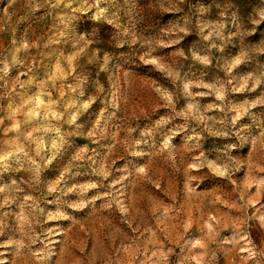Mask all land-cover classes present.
Listing matches in <instances>:
<instances>
[{"label": "rangeland", "instance_id": "1", "mask_svg": "<svg viewBox=\"0 0 264 264\" xmlns=\"http://www.w3.org/2000/svg\"><path fill=\"white\" fill-rule=\"evenodd\" d=\"M116 3L119 24L129 28V35L122 36L115 23L89 19L105 14L103 4L81 12L79 3L70 0L58 6L56 0H0V61L9 64L6 76L0 72V152H12L20 144L27 152L17 151L10 168L0 172V220L6 225L0 259L5 264H33L29 254L17 257L15 245L7 243L24 239L28 244L20 226L27 232L32 221L37 235L58 230L50 245L56 264H91L93 257L102 264L101 251L108 264H140L157 249L169 253V264H177L183 255L180 245L198 234L196 221L205 214L247 227L256 243L264 239L258 221L244 225L238 208L245 190L248 215L264 205V188L258 190L256 183L264 177V148L260 143L251 147V138L264 129V20L252 23L264 13V0ZM65 14L70 17L67 28L59 23ZM129 54L135 63L124 59ZM142 56L150 62L145 64ZM13 58L23 63L12 64ZM90 99L87 111L73 112L75 125L61 120L56 131L58 115ZM33 113L36 121L44 114L43 130L32 134L37 138L74 133L64 137L50 164L42 165L35 156V144L29 148L24 138L16 140L13 125L20 122L23 130V121ZM245 125L242 134L249 139L243 149L235 135H215ZM226 144H237L231 154L244 161V170L231 180L213 177L207 168L185 172V164L201 151L207 154ZM169 150L175 166L166 158ZM249 164L255 179L248 175ZM138 168L143 171L137 173ZM105 171L110 173L106 179ZM89 183L97 187L84 198L94 203L82 210L67 208V202H80L78 186ZM113 197L127 213L118 210ZM58 213L69 219L57 218ZM231 231L229 226L221 236ZM129 245L132 251L120 250ZM30 247L35 251L43 245ZM245 254H222L219 264H240Z\"/></svg>", "mask_w": 264, "mask_h": 264}, {"label": "clouds", "instance_id": "2", "mask_svg": "<svg viewBox=\"0 0 264 264\" xmlns=\"http://www.w3.org/2000/svg\"><path fill=\"white\" fill-rule=\"evenodd\" d=\"M12 3L15 2V0H11ZM33 0H29V3H32ZM50 2V0H49ZM62 0H56V6H58ZM70 2H78L79 7L76 9L77 11L81 12H88L91 9H98L100 8V5H105L104 12L105 14L103 16H100L98 14H94L92 17H89L91 20H106L109 23H115L117 28L120 29V33L122 36L129 35V28L122 27L119 24L120 17L117 14L119 11L118 5L116 3V0H70ZM128 0H125V3H127ZM110 8H116L117 11L115 12H109L108 9ZM127 14V13H126ZM66 19H70L68 14H65L64 17H61L59 20V23L64 25L65 28L68 27V24L66 23ZM264 20V13L260 15L259 19H253L252 23L259 25L260 22ZM130 27L132 29V32H135V26L134 24H130ZM73 32L78 31V25L74 26L72 29ZM61 35H64V33H61ZM80 39H84L83 36L80 37ZM135 42V39L133 38V41ZM87 43V41H85ZM124 59L129 63H135L134 58L132 55H127L124 57ZM142 61H144L145 64L149 63L150 61L142 56L140 58ZM0 63H4V67L0 68V72H2L5 76L9 72V64L5 63L4 61H0ZM12 64L16 63H23V61H17L15 58L11 61ZM207 63V61H205ZM0 79H3V77H0ZM89 77L86 75L84 76L85 83H88ZM102 91L103 89H99ZM159 91V89L157 90ZM81 96L84 95V92L82 91L80 93ZM27 103H31L30 101ZM52 103H56L55 101H52ZM92 100H87L83 102L80 105H70L68 109L65 111V114L63 117L57 116V128L56 131H59V128L61 126V120H63V123H67L68 125L72 126L76 124L77 117L73 116V112H79L80 114H83V112L87 111V109L91 106ZM63 106V105H62ZM251 107V105H249ZM11 107V106H10ZM18 111V109H17ZM112 116H115V113L111 114ZM240 117L237 116L236 119H239ZM44 114H40V120H35V114L29 115L28 119L23 121V125L25 126L23 130H21V123L16 122L13 125V130L16 131V140L19 141L21 138H24V140L27 143V146L29 148L32 147V145H36L35 147V156L39 157L42 165L50 164L58 154L59 150L62 148L63 144L66 142L64 137L73 135L72 132H64L62 135L57 136L55 139H48L45 141L42 137L37 138L34 135H32L35 132H40L43 130V124L40 123V121H43ZM0 124H3V120H0ZM79 128H84L86 125H77ZM97 127L100 129L99 136L100 138H103L104 135V129L103 127L97 123ZM248 128L247 125L243 126L241 129L232 132H226V133H215V135H235L236 138L240 141L239 147L241 149L245 148L248 143V137L244 136L242 133ZM31 129V131H29ZM183 131V128L180 129ZM9 129H5V133H7ZM91 135V134H89ZM174 135V133H173ZM191 139V137L189 138ZM6 143L8 141H5ZM136 143H140V141H137ZM260 143V146L264 148V129L260 131L259 136H254L251 138V147L252 149L256 148V145ZM197 147H200V145H197ZM237 144H226L223 149L217 148L214 151H208L207 154H205L204 151L200 152V155L197 156L193 162L186 163L185 164V172L187 173L190 169L193 167L196 168H207L208 173L211 174L213 177H220L224 178L227 177L228 179H232V175L237 171H243L242 163L243 158L242 156H233L231 153L237 149ZM111 150V149H109ZM187 150H191L190 148ZM24 152L25 155H27V152H25V147L23 144H20L18 146V149H14L12 152H0V172L3 170H7L10 168V159L16 155V152ZM161 152H163V149H161ZM32 159L33 164L36 163L35 157H29ZM167 159L172 160L173 166L176 164L175 160V154L173 151L169 150ZM261 160H264V153L260 156ZM252 168L253 165L249 164L248 166V175L250 178L255 179V177L252 175ZM142 168L137 169V173L142 172ZM260 171H264V168H261ZM98 175H100V172H97ZM110 173L105 171L102 173L104 178L106 179L107 176ZM192 177L189 176V179ZM127 179V177H121V181ZM121 181H116V183H119ZM13 184L16 183V181L12 182ZM232 183L235 184L236 181L232 180ZM259 188H264V177H261L259 180L256 181ZM102 186V181H101ZM97 187V184L95 183H89L83 186H78L76 191H79L81 194V200L78 204L67 202V208L69 209H84L88 204L94 203L93 200H87L84 198V193L90 189ZM199 187V186H198ZM68 191H72V189H68ZM192 192H195V189H191ZM246 190L244 193L239 197L240 200L244 201L243 204L238 205L239 210L241 211V215L243 217L242 223L244 225H247L248 221L254 220L258 221L259 228L264 230V212H261V208H264V205H261V208H256L255 212H253L251 215H248V202L245 200ZM113 199L116 200V203L118 205V210L122 213H127L128 209L115 197ZM106 207H111V204L106 205ZM259 214V215H257ZM51 218V217H49ZM57 218H63V219H69L67 215H64V213H58ZM213 221L215 224L213 225ZM35 223V221H32L28 225V231L26 232L24 229V226H20V231L27 236L29 243L26 244L24 239H10L7 241L10 245H15V254L17 257H20L25 254H29L31 260L33 261V264H56L55 255L56 252L50 247L54 242L51 240V236L57 234V229H50L47 231H43L40 235H37L32 225ZM198 227V234L193 233L189 238L185 239L183 244L180 245L181 247V253L183 254L180 259H178L177 264H219V259L222 254L229 253V252H235L237 255L240 253H246L245 255H240V264H264V239L260 240L259 243H256L253 241L251 234L249 233L247 227H241L240 224L236 225H229V223L217 220L215 216H212L211 218L207 217V214L204 216H201L196 221ZM5 224L2 220H0V235L4 234V228ZM231 226L232 231L228 235L221 236V233L227 228ZM41 236L43 239H41ZM37 242L43 245L42 248L37 249L35 251L32 250L30 245H35ZM215 244L216 247L213 248L212 245ZM231 245L230 248H227L225 246ZM0 247H4V243L0 242ZM187 249V251H186ZM125 252L132 251L131 245H129L127 248L120 249ZM143 254V253H142ZM104 253L101 251L99 254V259L102 261V264H108V262L103 260ZM153 257H156L155 260H153ZM162 257V259H161ZM96 257H93L91 264H95ZM0 264H5V261L0 259ZM140 264H169V253H162L159 249L151 251L150 255H144V260L140 262Z\"/></svg>", "mask_w": 264, "mask_h": 264}]
</instances>
